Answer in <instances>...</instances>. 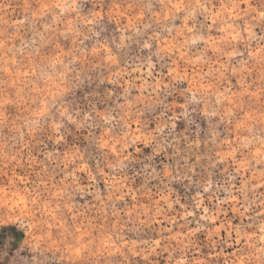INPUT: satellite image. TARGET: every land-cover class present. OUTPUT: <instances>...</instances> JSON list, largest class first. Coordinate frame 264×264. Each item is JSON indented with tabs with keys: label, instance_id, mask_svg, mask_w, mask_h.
<instances>
[{
	"label": "rangeland",
	"instance_id": "1",
	"mask_svg": "<svg viewBox=\"0 0 264 264\" xmlns=\"http://www.w3.org/2000/svg\"><path fill=\"white\" fill-rule=\"evenodd\" d=\"M0 264H264V0H0Z\"/></svg>",
	"mask_w": 264,
	"mask_h": 264
}]
</instances>
